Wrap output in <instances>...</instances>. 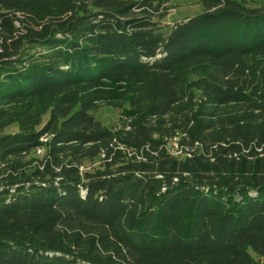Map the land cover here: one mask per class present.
<instances>
[{"label":"trees","instance_id":"obj_1","mask_svg":"<svg viewBox=\"0 0 264 264\" xmlns=\"http://www.w3.org/2000/svg\"><path fill=\"white\" fill-rule=\"evenodd\" d=\"M171 1L0 0V264H264V4Z\"/></svg>","mask_w":264,"mask_h":264},{"label":"rangeland","instance_id":"obj_2","mask_svg":"<svg viewBox=\"0 0 264 264\" xmlns=\"http://www.w3.org/2000/svg\"><path fill=\"white\" fill-rule=\"evenodd\" d=\"M249 7H259L264 4V0H238ZM171 10L167 17L162 20L164 25H173L179 21H182L188 17H192L202 11L200 0H172L170 2ZM194 75L190 78L194 79ZM131 98L126 96L120 102L112 101L105 102L99 101L96 103L92 110V117L104 128L111 130L114 133H121L128 129L130 122V113L134 109L131 104ZM34 107L40 108L38 114L34 118V122L31 125H24L22 128L25 131L33 132L43 127L50 116V108L45 104V99H40L34 102ZM37 110V109H36ZM19 131V127L16 125L10 126L5 130V133H15ZM49 137H45L43 143H48ZM169 152L173 155H182L176 146V140L168 143ZM46 155L45 148L31 153L25 158L26 166L35 165L41 161ZM101 158L96 157L94 159L85 160L80 166V170H94L100 167Z\"/></svg>","mask_w":264,"mask_h":264},{"label":"built area","instance_id":"obj_3","mask_svg":"<svg viewBox=\"0 0 264 264\" xmlns=\"http://www.w3.org/2000/svg\"><path fill=\"white\" fill-rule=\"evenodd\" d=\"M41 149L37 150V151H40Z\"/></svg>","mask_w":264,"mask_h":264}]
</instances>
